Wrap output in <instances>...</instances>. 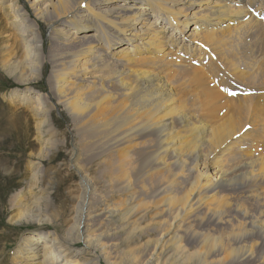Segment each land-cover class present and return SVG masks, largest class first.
Masks as SVG:
<instances>
[{
    "label": "bare ground",
    "instance_id": "6f19581e",
    "mask_svg": "<svg viewBox=\"0 0 264 264\" xmlns=\"http://www.w3.org/2000/svg\"><path fill=\"white\" fill-rule=\"evenodd\" d=\"M11 1L18 14L13 24L25 46L22 68L36 77L51 62L50 83L63 106L84 133L98 138L99 150L109 146L113 152L103 163L107 178L121 194L133 181L150 185L140 190L153 197L138 204L132 196L125 211L115 207L95 216L82 207L64 236H30L17 252L26 261L41 259L39 264H102L90 223L124 215L154 217L160 229L152 248L141 259L130 255L128 264H264V199L256 217L225 199L227 193L256 198L249 196L251 187L264 184V154L244 152L249 142L245 127L264 137V118L247 104H232L219 121L203 124L183 106H174L176 92L167 74L156 73L165 65L188 71L196 61L214 71L216 28L236 18L245 19L242 28L262 22L264 0H27L37 17L59 24L51 39L58 45V36L64 37L72 51L68 63L59 53H41L38 25ZM132 74L133 81L121 82ZM113 84L118 91L107 88ZM150 89L153 95L146 97ZM34 100L39 102L35 111L46 117V97ZM137 136L151 141L135 145ZM199 145L210 154L200 152ZM136 149L142 151L137 159L132 156ZM213 156L219 157L217 164L210 163ZM230 161H235L231 167L224 166ZM233 211L241 220L230 219ZM193 224L223 230L201 232ZM78 241L83 248L74 246Z\"/></svg>",
    "mask_w": 264,
    "mask_h": 264
},
{
    "label": "rangeland",
    "instance_id": "374dc122",
    "mask_svg": "<svg viewBox=\"0 0 264 264\" xmlns=\"http://www.w3.org/2000/svg\"><path fill=\"white\" fill-rule=\"evenodd\" d=\"M16 2L20 12L38 25L41 53L47 57L59 53L68 63L72 51L65 47L64 37L58 36V45L51 39L59 24L51 17H37L27 0ZM10 5L11 0H0V264H39L41 259L26 261L24 253L17 252L28 237L49 232L64 236L67 229L76 224V215L82 207L95 216L115 207L125 211L126 201L132 196L138 204L153 202V197L140 190L141 186L148 190L150 185L133 181L130 190L121 194L107 178L108 169L103 163L113 158V152L109 151V146L105 151L99 150L98 138L84 133L81 123L63 106L50 83L51 62L46 61L36 77L22 68L25 46L13 24L17 11L14 12ZM245 22L241 18L231 19L216 28L214 71L197 61L188 71L168 69L166 65L156 70V73L167 74L174 87L177 100L174 106H183L185 112L192 113L203 124L219 121L230 112L232 104H247L255 115L264 118V19L242 28ZM125 44L126 41L120 42V46ZM134 78L133 74L125 76L121 82H131ZM113 85L107 88L118 91ZM101 87L107 89L105 85ZM40 94L46 97V117L35 111L39 102L34 99ZM150 95H153L152 89L146 97ZM245 131L249 142L244 152L264 154V137L254 129L249 130L248 126ZM150 141L137 136L133 143ZM199 151L210 154L201 145ZM141 153L136 149L132 156L137 159ZM218 161V156L210 158L211 164ZM234 162L224 166L231 167ZM251 188L249 196L256 198L245 199V194L227 193L225 199L231 206L237 205L256 217L260 215V198L264 199V184ZM29 210L35 221L28 218ZM240 216L233 211L230 219L241 220ZM48 219L52 224H40L41 220ZM153 219L139 216L126 219L118 215L91 222L90 235L99 243L101 263L128 264L130 255L141 259V254L151 249L152 241L160 235ZM205 220L203 225L208 223V219ZM213 225L193 224V227L201 232L211 228L212 232L222 233V228L215 229ZM182 241L187 245L186 238ZM74 246L81 249L84 243L78 241Z\"/></svg>",
    "mask_w": 264,
    "mask_h": 264
}]
</instances>
